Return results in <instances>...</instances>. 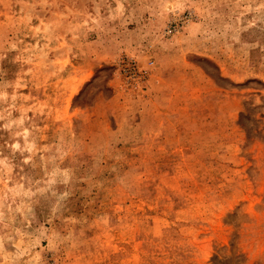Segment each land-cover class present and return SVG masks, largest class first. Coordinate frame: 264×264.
<instances>
[{
  "label": "rangeland",
  "instance_id": "rangeland-1",
  "mask_svg": "<svg viewBox=\"0 0 264 264\" xmlns=\"http://www.w3.org/2000/svg\"><path fill=\"white\" fill-rule=\"evenodd\" d=\"M0 264H264V0H0Z\"/></svg>",
  "mask_w": 264,
  "mask_h": 264
}]
</instances>
